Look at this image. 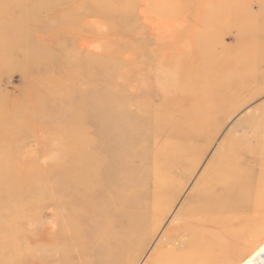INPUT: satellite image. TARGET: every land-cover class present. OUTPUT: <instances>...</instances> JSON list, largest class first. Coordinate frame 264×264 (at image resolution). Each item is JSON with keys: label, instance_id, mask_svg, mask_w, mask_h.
Segmentation results:
<instances>
[{"label": "rangeland", "instance_id": "1", "mask_svg": "<svg viewBox=\"0 0 264 264\" xmlns=\"http://www.w3.org/2000/svg\"><path fill=\"white\" fill-rule=\"evenodd\" d=\"M100 2L0 0V264H145L224 145L264 123V0ZM246 70L255 86L218 106ZM92 152L116 179L101 201L63 181Z\"/></svg>", "mask_w": 264, "mask_h": 264}, {"label": "bare ground", "instance_id": "2", "mask_svg": "<svg viewBox=\"0 0 264 264\" xmlns=\"http://www.w3.org/2000/svg\"><path fill=\"white\" fill-rule=\"evenodd\" d=\"M97 1L103 0H96V4ZM230 60L225 59L221 63L230 64ZM256 77L246 70L238 82L229 83L226 90L224 88L217 91L218 106L231 104L248 87L255 86L258 80ZM183 127L184 131L181 133L185 136L196 134L188 124ZM248 127L252 130V136L242 140L234 139L233 145H224L226 152L214 159L207 176L193 189L185 215L175 227L164 234L157 250L152 252L145 264H228L240 255L247 257L238 264H264V242L260 243L264 237V123ZM185 130L189 133L186 134ZM104 148L105 151L113 152V147H110L111 150H108L109 146ZM96 157L93 152L91 156L87 153L82 157L79 168H89L94 163L92 159L95 160ZM102 160L104 162L105 157ZM107 163L104 167L100 163H94L92 172L87 169L90 174L83 172L86 171L84 169L76 178L68 172L63 181L69 189L82 187L86 196L98 197L101 201L105 196L104 192L109 195L115 189L113 186L116 183L114 169ZM164 188L165 185L161 183L160 190ZM105 206L100 202L94 207L76 212L86 217L99 214L102 216L108 211ZM73 218L77 223L83 221L79 215L74 214ZM145 226L146 223L142 221L138 225L133 222L128 224L123 236L127 248L130 249L135 244ZM82 232V227L76 226V233H70V239L75 241V236ZM55 238L64 242L67 237L63 234L54 237V245L57 243L54 242ZM176 246L179 250L174 253ZM69 258V254L58 255L55 256V261L56 264H70Z\"/></svg>", "mask_w": 264, "mask_h": 264}]
</instances>
